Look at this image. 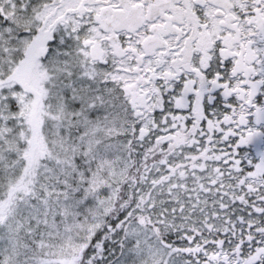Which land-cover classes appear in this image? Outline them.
<instances>
[{"label":"snow or ice","instance_id":"6c2138e0","mask_svg":"<svg viewBox=\"0 0 264 264\" xmlns=\"http://www.w3.org/2000/svg\"><path fill=\"white\" fill-rule=\"evenodd\" d=\"M0 264H264V0H0Z\"/></svg>","mask_w":264,"mask_h":264}]
</instances>
